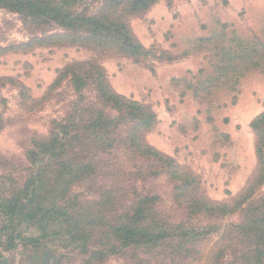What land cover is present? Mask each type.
Instances as JSON below:
<instances>
[{
  "label": "rangeland",
  "instance_id": "374dc122",
  "mask_svg": "<svg viewBox=\"0 0 264 264\" xmlns=\"http://www.w3.org/2000/svg\"><path fill=\"white\" fill-rule=\"evenodd\" d=\"M121 6L118 18L144 49L135 59L115 49L42 45L39 39L63 30L0 9V171L23 176L35 138L48 137L53 122L67 119L77 107L99 104L92 89L77 96L67 79L52 86L66 65L92 62L115 93L154 115L142 140L174 165L169 169L148 157L126 155L118 142L106 148L88 143L87 150L76 145L73 151L93 161L96 170L73 188L80 206L111 189L115 203L105 207L111 220L135 201L153 222L195 229L207 224V215L190 208L192 198L232 204L239 196L250 197L214 219L215 233L191 234L181 246L162 251L129 247L90 259L89 252L62 247L54 238L42 240L47 245L37 249L18 245L12 253H20V264H248L253 243L244 227L264 212V173L257 175L255 154L262 139L264 157V119L256 131L251 127L264 115V0H155L133 13ZM86 8L95 13L100 4L89 2ZM128 123L113 126L111 136L118 141ZM184 179H190L195 195L176 189ZM93 203L91 213L98 209ZM21 230L24 237L39 234ZM97 235L89 243L91 252Z\"/></svg>",
  "mask_w": 264,
  "mask_h": 264
},
{
  "label": "trees",
  "instance_id": "16d2710c",
  "mask_svg": "<svg viewBox=\"0 0 264 264\" xmlns=\"http://www.w3.org/2000/svg\"><path fill=\"white\" fill-rule=\"evenodd\" d=\"M154 1L0 0V9L18 15L21 20L37 25H55L63 30V33L39 39L42 45L115 49L118 54L135 59L144 54V49L118 18L116 11L121 5L126 9L124 11L131 13L145 11ZM89 2H98L99 10L88 13L86 6ZM63 79L68 80L77 96H81L85 89H92L99 104L81 111L77 107L67 119L53 122L55 128L48 137L35 138L33 146L25 154L28 167H25L23 176L17 178L12 172L0 171V250L10 252L18 245L26 248L27 244L35 249L42 248L47 245L42 244V240L50 242L59 238L62 247L71 245L82 253L89 252L90 259L119 253L129 247L150 253L156 249L162 251L174 247L173 244L181 246L191 234L193 238H199L215 233L218 228L214 219L232 213L246 197H250L239 196L232 204L213 202L203 197L192 198L190 208L207 215V224L195 229L183 224L166 228L153 222L145 214L146 209L141 202L135 201L115 221L111 220L112 212H109V217L106 212V208L113 207L115 203L111 189L101 190L97 199L80 206L73 188L89 180L96 170L93 161L86 156L79 157L73 151L76 145L87 150L88 143L106 148L118 142L126 155L148 157L157 163H166L169 169L174 164L142 140L141 133L153 125L154 115L115 93L101 67L92 62H73L59 72L52 86H57ZM107 111L118 114L106 115ZM263 119L264 115H260L252 121L254 131L263 124ZM123 120L129 121L127 125L130 128L117 141L110 131ZM261 140L255 146L258 176L264 173ZM174 178L177 179L176 176ZM190 187V179H184L176 189L195 195ZM92 202L98 206L93 213ZM246 223L245 237H251L253 243L249 254H254L248 264H264V212H257ZM49 227L53 229L47 234ZM21 229L39 231V234L24 237ZM95 235L100 239L93 244L96 249L91 252L88 246ZM50 236L52 238L48 241Z\"/></svg>",
  "mask_w": 264,
  "mask_h": 264
},
{
  "label": "crops",
  "instance_id": "0c3cea01",
  "mask_svg": "<svg viewBox=\"0 0 264 264\" xmlns=\"http://www.w3.org/2000/svg\"><path fill=\"white\" fill-rule=\"evenodd\" d=\"M12 252L13 251L6 252L3 250H0V264H14V263H18V262L20 264L21 258H19L16 261V257H18V255H20V253L14 255Z\"/></svg>",
  "mask_w": 264,
  "mask_h": 264
}]
</instances>
